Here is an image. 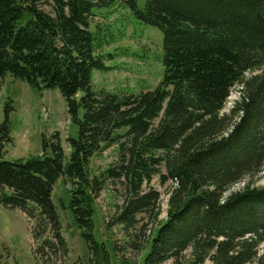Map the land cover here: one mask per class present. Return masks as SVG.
Listing matches in <instances>:
<instances>
[{
	"label": "trees",
	"instance_id": "16d2710c",
	"mask_svg": "<svg viewBox=\"0 0 264 264\" xmlns=\"http://www.w3.org/2000/svg\"><path fill=\"white\" fill-rule=\"evenodd\" d=\"M114 1L0 0V77L57 88L76 126L67 156L54 130L38 152L7 159L4 107L0 203L26 216L34 263L138 264L132 251L140 264H264V183L252 180L264 166V0H119L161 31V76L134 92L91 86L92 70L108 65L90 15ZM109 145L114 160L91 172L89 158ZM155 175L171 181L162 219ZM59 176L85 263L69 259L61 233ZM110 182L119 201L105 229L118 224L120 244L93 233L94 198Z\"/></svg>",
	"mask_w": 264,
	"mask_h": 264
},
{
	"label": "rangeland",
	"instance_id": "374dc122",
	"mask_svg": "<svg viewBox=\"0 0 264 264\" xmlns=\"http://www.w3.org/2000/svg\"><path fill=\"white\" fill-rule=\"evenodd\" d=\"M144 0H136L142 6ZM89 28L98 40L96 52L104 54L107 69H93L91 86L94 89L113 91H138L153 87L162 72L161 31L153 25L135 19L130 8L124 2L115 0L113 3L96 7L92 10ZM79 90L76 94H79ZM235 87L225 101L226 110L232 99L236 97ZM9 105L8 125L10 141L3 145V156L7 159L25 157L39 151L41 137L57 130L64 155L69 152L67 135H75L76 126L66 112L65 102L57 88L38 90L29 86L24 80L5 73L0 77V121L4 107ZM116 155L115 145H109L95 152L89 158L88 167L97 172L110 162ZM254 184L264 183V166L253 177ZM151 184L159 191L158 217L164 218L166 210V189L171 181L159 183L155 175ZM242 185L238 181L231 189ZM68 182L61 176L56 179L51 199L54 202L61 233L68 246L69 259L80 258L85 263L87 248L67 209ZM114 184L107 183L94 198L93 221L94 236L103 239L106 244L112 239L122 242L119 225L114 224L105 229V221L113 211L114 202L119 201ZM263 243L260 245V249ZM128 257L141 263L140 255L132 251ZM0 264H35L31 253V238L28 221L24 213L16 207H8L0 203ZM164 264H172L168 259Z\"/></svg>",
	"mask_w": 264,
	"mask_h": 264
}]
</instances>
